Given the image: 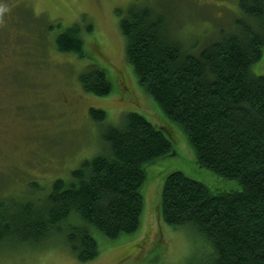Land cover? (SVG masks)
Here are the masks:
<instances>
[{
	"label": "trees",
	"instance_id": "16d2710c",
	"mask_svg": "<svg viewBox=\"0 0 264 264\" xmlns=\"http://www.w3.org/2000/svg\"><path fill=\"white\" fill-rule=\"evenodd\" d=\"M239 9L231 29L215 31L204 45L171 35L170 24L150 7L134 4L120 21L139 86L182 128L199 166L242 187L214 193L179 171L165 178L161 217L208 241L204 264H264V75L253 72L263 56L264 0H239ZM78 32V25L60 32L58 51L82 57ZM80 83L95 96L113 90L99 67L82 74ZM89 115L104 127L105 151L70 179H56L43 199H0V249L60 238L87 263L99 255L95 232L116 240L139 230L145 166L171 154L173 144L141 114H125L119 127L103 126V110L91 108Z\"/></svg>",
	"mask_w": 264,
	"mask_h": 264
},
{
	"label": "rangeland",
	"instance_id": "374dc122",
	"mask_svg": "<svg viewBox=\"0 0 264 264\" xmlns=\"http://www.w3.org/2000/svg\"><path fill=\"white\" fill-rule=\"evenodd\" d=\"M134 4L161 14L170 24V34L188 44L204 45L215 31L231 29L240 17L239 0H0V199H43L56 179H70L85 160L102 154L107 146L104 127L91 119V108L106 112L103 126L119 127L125 114H141L173 144L171 154L145 166L144 210L136 233L109 240L95 232L99 255L87 263L80 262L60 238L43 246L9 243L0 249V264H204L209 260L211 247L204 237L163 221L160 201L165 178L179 171L214 193L242 187L199 166L182 128L139 86L120 28ZM73 25H78L83 41L82 57L56 47V36ZM89 25L91 32L86 31ZM93 67L106 70L113 85L110 95L95 96L83 89L80 76ZM253 72L264 75V49Z\"/></svg>",
	"mask_w": 264,
	"mask_h": 264
}]
</instances>
